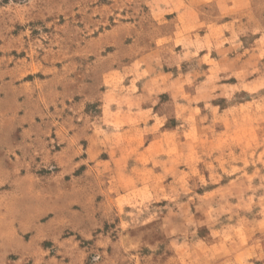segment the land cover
I'll list each match as a JSON object with an SVG mask.
<instances>
[{
  "label": "rangeland",
  "instance_id": "1",
  "mask_svg": "<svg viewBox=\"0 0 264 264\" xmlns=\"http://www.w3.org/2000/svg\"><path fill=\"white\" fill-rule=\"evenodd\" d=\"M0 264H264V0H0Z\"/></svg>",
  "mask_w": 264,
  "mask_h": 264
}]
</instances>
